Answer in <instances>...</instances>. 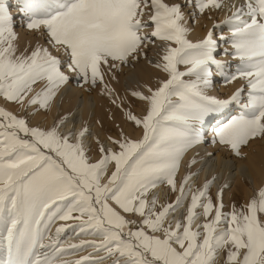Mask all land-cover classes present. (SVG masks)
I'll return each mask as SVG.
<instances>
[{"label": "snow or ice", "instance_id": "obj_1", "mask_svg": "<svg viewBox=\"0 0 264 264\" xmlns=\"http://www.w3.org/2000/svg\"><path fill=\"white\" fill-rule=\"evenodd\" d=\"M188 5L193 17L225 7L224 0H18L20 26L36 34L21 48L14 14L0 0V98L27 110L0 107V264H264V184L225 211L228 185L213 200L215 176L200 186L191 170L179 185L176 179L194 147L210 142L243 158V147L264 139V0L227 6L224 19L195 42ZM155 40L163 46L154 67L166 78L129 92L145 105L136 114L110 81L147 59ZM226 43L230 49H221ZM218 50L239 63L217 59ZM217 78L245 80L246 100L243 86L226 99L210 95ZM73 80L89 91L99 85L140 136L121 130L107 137L114 147L97 138L93 159L87 124L62 130L68 114L51 126L30 124L27 117L51 109ZM233 104L239 113L206 136L205 126ZM195 163L194 156L188 168ZM159 185L174 199L162 202L153 191ZM69 231L98 239L65 244Z\"/></svg>", "mask_w": 264, "mask_h": 264}, {"label": "bare ground", "instance_id": "obj_2", "mask_svg": "<svg viewBox=\"0 0 264 264\" xmlns=\"http://www.w3.org/2000/svg\"><path fill=\"white\" fill-rule=\"evenodd\" d=\"M241 1L242 0H224L225 7L219 9V16L223 17L228 12L227 6L232 3L239 4ZM19 40L21 41L20 38ZM149 45L151 53L147 54V59L141 57L137 63L125 66L121 70V75H119L118 79L110 81L120 97L125 99L126 102L131 105L132 110L136 114H140L145 105L143 102L131 98L129 96L130 90L126 89L125 86H129L131 90L137 89L146 92L144 85L147 84L148 86L155 87L157 86L159 79L166 78V74L154 67V64L159 61L163 42L155 40V43H150ZM149 61H151V63ZM216 83L217 82H215L214 86L208 91L210 95H214L220 99H226L229 97L228 93L232 92L238 85L236 80L232 82L229 88L221 84L216 85ZM71 86L72 84L69 83L58 95L51 110L49 109L50 114L48 111H41L42 113L44 112L49 119L51 118V113H53L52 111H54L56 109L55 107L58 105V112H61L62 115H69L68 122L62 127L63 130L68 129L72 125L79 128L82 123L87 124L90 128V133L86 137L85 142H89L91 146H93L95 139L98 138L101 142L103 141L106 147H114L108 141L107 135L110 133L115 137L121 130L124 131L125 135H131L132 137L140 136L141 130L135 128L131 122L126 120L121 109L111 103V98L101 93L100 86L99 88H95L92 92H87L85 88L86 86L83 84H80L79 88H73ZM70 87L71 89H69ZM214 89L215 91L213 92ZM216 89H219V91H216ZM232 112H234L233 109H229L224 112L220 118H223V120L224 118H231L232 116L230 113ZM79 118H81V121ZM221 121L222 120H220V123L217 122L213 126H219L223 123ZM213 126H210L209 133H204L206 136H211ZM215 147L218 148L213 151ZM260 148L252 154L245 152L243 159L232 160V158L224 156L223 153L228 154L230 151L223 146L209 143L207 147L204 145L194 147L190 149L181 160L184 163V166H180L176 177L177 183L179 185L182 175L189 170L197 173L194 177L195 186H200L206 179L215 176V180L209 190L213 200H215L219 187L222 184H227L228 187L223 191L224 210L228 211L233 203L237 206L245 204L251 197H253L256 190L264 184V149ZM207 152H212L213 156L209 157L206 154ZM194 156L196 163L192 165L191 169H189L187 166L188 161ZM156 192H158V198L162 202L174 199L175 194H169L166 185L158 186ZM186 203L187 201H185V204ZM181 213H183V208L173 215H179ZM202 220L203 217H198L197 221L194 223H198ZM55 227L56 225L53 226V231L55 230ZM69 233L70 235H68V237L64 235L62 237L65 244L89 238L77 236L71 231ZM89 239H91V237ZM222 256L223 252L219 254L218 259L222 258Z\"/></svg>", "mask_w": 264, "mask_h": 264}, {"label": "rangeland", "instance_id": "obj_3", "mask_svg": "<svg viewBox=\"0 0 264 264\" xmlns=\"http://www.w3.org/2000/svg\"><path fill=\"white\" fill-rule=\"evenodd\" d=\"M165 2H168V3H172V2H176V0H165ZM243 0L240 2L242 3ZM7 3H8V6H9V11L11 13L14 14V18H15V21H16V27H15V30L17 31V33H19V38L21 39V41L19 40V45L21 48H23L25 45L29 46V48L31 47V44L34 42L35 40V36L36 34L35 33H32V32H29V31H26L24 28H22L19 24V21L21 19V16L17 14V3H18V0H7ZM239 3V4H240ZM184 11H185V14H186V20H187V27L190 29L189 33H188V38L190 40H192L193 42L201 39L204 34L209 30V28L212 27L213 23H219L220 21H222L225 17V15L223 17H220L219 16V9L218 10H214V9H209V10H206L204 13H199V12H196L195 13V16L193 17L192 16V11H193V8H192V5H188L184 8ZM145 19H147V14L145 15ZM223 31L225 33L228 32V29H227V26H224V25H221ZM152 30V25L151 23L149 22V25L148 27L145 29L146 32H150ZM217 35L219 34L218 32L216 33ZM30 39V40H29ZM150 45H148L146 51H147V54H150L151 51H150V48H149ZM229 48L230 49V44H222L221 45V49L223 48ZM53 54L54 55H60V53L56 52L55 50H53ZM216 55V58L217 59H222V60H227V61H230L231 62V65L232 67L234 68V66L236 64L239 63V61L237 59H235L232 55H224L222 53V51L218 50L217 53H215ZM182 68V69H181ZM180 69L183 70L184 69V66L181 65L180 66ZM213 71H215L214 69V66H213ZM121 71L118 72V77L120 74ZM238 82V85L235 87V89L232 91V92H229L228 95L230 96L237 88L243 86L244 87V94L242 95V100L241 102L243 103L245 100H246V94H247V82L245 80H242V79H237L236 80ZM216 85L217 84H221L225 87H230V85L232 84L231 83H228V84H225L223 83L219 78H217L216 80ZM234 82V81H233ZM72 84L71 87L73 88H79L80 84H82V82H79V81H76V80H73L70 82ZM139 85V84H138ZM86 86V91L87 92H92L95 88H99V85L92 88L90 91L88 90V86L87 85H84ZM40 85L37 84L36 85V88H39ZM71 87L69 89H71ZM126 89L130 90L131 91V88L127 85L125 86ZM133 90V89H132ZM215 91V89L213 90V92ZM216 91H219V89H216ZM212 92V93H213ZM210 94V93H209ZM227 96V95H226ZM139 101V100H138ZM141 102V101H140ZM0 107H4L6 108L7 110H11L13 111L14 113L18 114V115H24L25 112L27 110H23V109H20V107L14 103H6L2 98H0ZM235 107V108H234ZM56 109L54 111H52L53 113H51V118H47L48 116L45 115V113L43 112H38V113H32V115L28 116V120H29V123L32 124V125H39L41 127H47V126H51L54 122V120L62 115L61 112H58V105L55 107ZM229 109H233L234 112L230 113L231 116L233 115H237L240 111V108L236 105V104H233L232 106L228 107L227 109H225L224 111H222L219 115H217L215 117V119L213 121H211L208 125L205 126L204 128V133H209V130H210V126H213L214 124H216L217 122L220 123V120H222L221 122L225 123L227 122V120L230 119L229 118H220L224 112L228 111ZM51 110V109H50ZM48 110V112L50 111ZM59 113V114H58ZM50 114V112H49ZM82 118V117H81ZM81 118H79V120L81 121ZM220 118V119H219ZM89 127V126H88ZM63 130V129H62ZM107 136H113L112 134L108 133ZM103 142V141H102ZM89 143V142H88ZM210 143V142H209ZM209 143H206V144H202L204 145L205 147H207L209 145ZM211 144V143H210ZM96 144L95 142H93V146L92 147V151L89 153V155L95 159L96 156H97V152H96ZM200 146V145H199ZM262 149H264V139H253L248 145L247 147H243L242 148V152L245 154L246 153H255L256 150H258L260 147ZM106 147V146H105ZM110 147V146H108ZM256 147V148H255ZM218 147H215L213 149V151L217 150ZM254 148V149H253ZM260 148V149H261ZM251 149V150H250ZM244 150V151H243ZM246 150V151H245ZM248 150V151H247ZM254 150V151H253ZM252 151V152H251ZM93 152V153H92ZM94 154V155H93ZM224 156H227V157H230L232 158V160H236V159H243L241 157H237L235 156L234 154H232L231 152H229L228 154L227 153H223ZM180 166H184V163L181 161V165ZM104 179H106V176L104 177ZM159 186H165V185H159ZM154 191V194H156L158 196V192H156V189L153 190ZM198 219V218H197ZM58 223H61L60 221H57ZM57 223V224H58ZM54 226V225H53ZM195 226V223L194 225ZM70 232V231H69ZM66 233L64 236H67L70 235V233ZM90 238V237H89ZM91 238H96L98 239V237H91ZM70 257V258H69ZM66 259H72L71 256H67L65 257ZM105 264H107V262H105Z\"/></svg>", "mask_w": 264, "mask_h": 264}]
</instances>
